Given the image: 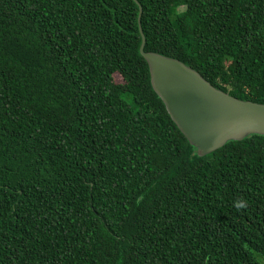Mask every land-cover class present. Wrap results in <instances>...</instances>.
<instances>
[{
    "label": "trees",
    "instance_id": "obj_1",
    "mask_svg": "<svg viewBox=\"0 0 264 264\" xmlns=\"http://www.w3.org/2000/svg\"><path fill=\"white\" fill-rule=\"evenodd\" d=\"M144 51L264 103V0H0V264H264V137L198 158Z\"/></svg>",
    "mask_w": 264,
    "mask_h": 264
},
{
    "label": "water",
    "instance_id": "obj_2",
    "mask_svg": "<svg viewBox=\"0 0 264 264\" xmlns=\"http://www.w3.org/2000/svg\"><path fill=\"white\" fill-rule=\"evenodd\" d=\"M141 11L139 6L142 38L139 52L147 64L151 89L185 137L192 155L202 158L230 142L264 137V103L239 99L224 92L177 58L144 51L145 37L139 22Z\"/></svg>",
    "mask_w": 264,
    "mask_h": 264
}]
</instances>
